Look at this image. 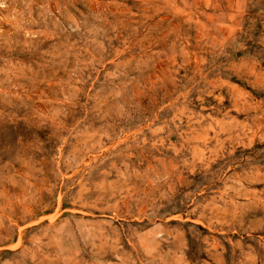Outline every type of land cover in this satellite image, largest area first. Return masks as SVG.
<instances>
[{
	"label": "rangeland",
	"instance_id": "1",
	"mask_svg": "<svg viewBox=\"0 0 264 264\" xmlns=\"http://www.w3.org/2000/svg\"><path fill=\"white\" fill-rule=\"evenodd\" d=\"M0 264H264V0H0Z\"/></svg>",
	"mask_w": 264,
	"mask_h": 264
},
{
	"label": "bare ground",
	"instance_id": "2",
	"mask_svg": "<svg viewBox=\"0 0 264 264\" xmlns=\"http://www.w3.org/2000/svg\"><path fill=\"white\" fill-rule=\"evenodd\" d=\"M30 71V70H29Z\"/></svg>",
	"mask_w": 264,
	"mask_h": 264
}]
</instances>
